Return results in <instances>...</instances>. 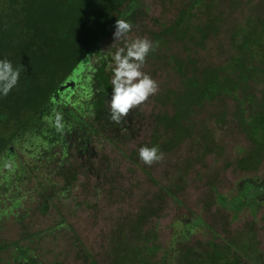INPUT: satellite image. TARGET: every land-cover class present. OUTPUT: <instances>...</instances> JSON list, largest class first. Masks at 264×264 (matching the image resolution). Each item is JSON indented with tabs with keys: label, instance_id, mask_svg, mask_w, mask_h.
<instances>
[{
	"label": "rangeland",
	"instance_id": "rangeland-1",
	"mask_svg": "<svg viewBox=\"0 0 264 264\" xmlns=\"http://www.w3.org/2000/svg\"><path fill=\"white\" fill-rule=\"evenodd\" d=\"M207 2L212 8H205L203 0H127L117 5L118 9L127 11L125 19L133 25L130 36H147L158 43L143 70L158 81L156 95L163 101L157 100L156 95L150 97L142 110H134L132 117H126L121 128L115 124L103 128L96 119V109L83 101V106H78L80 109L74 114L78 120L72 131H63L62 140L54 147H49L45 138L22 141L23 135L18 131L15 139L18 148L14 147L15 143L9 146L1 161L18 151L23 163L35 162L45 175L49 174L47 181L29 174L19 186L21 197L39 194L40 202H48L49 211L46 215L40 213L45 206L39 204L37 195L33 202L29 200L20 207L21 222L13 214H3L5 206H0V264L17 262L11 254L15 241L27 252L21 262L35 256L43 264H53L68 252L63 264H84L75 258L79 249L73 245L76 236L100 264H108V257L115 262L116 252L111 253L108 247L116 251L121 238L131 234L130 225L135 217L145 219L143 234L147 240L140 252L149 264H184L182 261L192 264L203 259L209 262L201 264H233L230 262L235 255L237 264H264V200L259 198H264V191L255 197L242 178L247 172L243 170L247 160L250 166L257 167L247 175H264V147L258 149L242 130L235 115L237 103L227 96L195 104L190 114L195 133L176 147L165 145L168 133L158 123V114L174 112L172 96L185 89V81L172 58L182 62L192 58L197 62L194 70L189 67L188 76L192 72L201 74L206 67L220 68L234 54L230 32L237 25L245 24L248 17L257 22L264 17V0ZM185 11L190 14L185 15ZM114 12V17L120 13ZM208 25L212 29L204 46L195 47L187 40L175 38L182 30L192 32L195 26ZM114 30L113 26L108 44L102 47L104 55L98 57L92 52L94 69L102 58L108 63V51L113 46L116 50L123 45L122 41H114ZM253 64L256 65V60ZM89 74L91 80L90 72H86L85 79ZM70 79L77 80V74ZM79 87L72 88V95ZM41 89L46 94L48 85ZM71 109L72 106L65 108L73 118ZM222 111H225V120L219 122ZM44 116V121H48L49 116ZM86 121L91 122L92 128ZM0 130L2 136L9 135V128ZM210 133V140L217 145L212 152L202 143L203 135ZM157 136L158 144L163 145L160 150L164 160L149 167L139 161L138 148L154 146ZM56 153L66 156L60 170H57L59 161L53 157ZM96 157L107 161L108 166ZM1 177L3 174L0 181ZM45 192L52 197L47 198ZM218 193L223 197L219 199ZM9 195L18 196L14 192ZM244 199L245 204L237 206ZM30 208L32 213H27ZM203 220L211 224V230L199 226ZM210 241L231 252V257L216 256L224 252L217 248L207 255L205 252L213 248ZM153 245L158 249L146 248Z\"/></svg>",
	"mask_w": 264,
	"mask_h": 264
},
{
	"label": "trees",
	"instance_id": "trees-1",
	"mask_svg": "<svg viewBox=\"0 0 264 264\" xmlns=\"http://www.w3.org/2000/svg\"><path fill=\"white\" fill-rule=\"evenodd\" d=\"M125 1L127 0H0V59H9L14 68L20 69L17 86L7 96L0 95V129L9 128L8 136L0 134V175L3 174L0 181V206L2 204L5 206L3 214L6 216L13 214L15 219L21 222L18 216L20 207L29 200L33 202V197L36 195L39 204L45 206L39 210L40 213L46 215L49 211L48 202H40L39 194L32 193L21 197L19 192L21 180L29 174L41 181L49 180V174L45 175L35 162L23 163L19 159L18 151L8 156L4 162L1 161V155L8 152L6 148L14 143V147L18 148L15 141L18 131L21 130L22 141L27 142V139L32 140L33 137L45 138L48 146L54 147L53 145L63 138V134L57 132L53 126L56 114L62 115L64 131L69 133L78 120L74 114L79 111L78 106H83V101L96 109L99 125L104 128L108 124L109 128L113 124L107 119L106 107V100L109 99L112 91L111 73L106 71L107 63L103 58L96 63L94 69L91 54L94 52L98 57L103 56L100 52L103 47L101 42L115 24L114 11L120 12V19L128 17L126 10L117 8V5H122ZM132 1L135 0H130ZM203 6L212 8L207 0H203ZM188 14L190 13L185 11V15ZM128 20L132 19L128 18ZM189 27L191 28L192 25ZM211 29L210 25L195 26L194 31L182 30L175 38L180 41L187 40L195 47L204 46ZM229 39L234 54L220 68L210 66L204 68L201 74L192 72L188 76L189 67H193L194 70L197 62L192 58L183 62L181 59L172 58L185 81V89L181 94L172 96L173 113L165 111L157 116L158 123L163 125L168 133L164 140L165 145L171 144L172 147H176L177 143L194 135L190 114L195 104L199 105L204 100L217 97L224 99L228 96L238 105L235 115L240 121L242 130L258 149L264 147V17H260L258 22L252 16L248 17L245 24L237 25L230 32ZM96 47H99V50H96ZM219 48L224 49L222 45ZM114 52L113 46L112 50L108 51V62ZM255 60L256 65L253 64ZM74 69L78 70L77 87H80L77 93L76 89L72 95V88L62 90L61 85L72 76ZM86 72L92 74L91 80H89L90 74L87 76L88 79H85ZM44 85H48L46 94L41 89ZM258 85L260 88H257ZM64 91L67 95L63 93ZM54 96L56 98L53 100ZM73 97L77 98L73 99ZM156 99L163 101L158 95ZM69 106H72L73 118L65 110ZM57 109H60V112H57ZM44 114L49 116L46 122ZM129 116L133 115L130 113ZM225 116V111H222L218 121H224ZM86 124L92 128L90 121H86ZM211 135L212 133L204 134L202 138V141L204 140L202 143H206L208 152L217 149V145H213V141L210 140ZM157 140L158 136L155 137L153 144L161 149L163 145L158 144ZM53 157L55 161H59L57 170L62 169L65 154L56 153ZM243 170L247 171L242 177L245 185H248L250 194L258 197L264 191V175L261 177L247 175L257 170L256 166L249 165L248 160ZM13 192L18 196L9 195ZM45 196L52 197L48 192H45ZM218 197L220 199L223 196L218 193ZM259 198L264 200L263 197ZM245 201V199L240 200L237 206H243ZM32 210V208L28 209L27 213H32ZM144 220L143 217L133 218L130 225L131 234L121 238L116 244V251L108 247L111 253L116 252L115 262L114 258L108 257V264H149V260L140 252L147 240L143 234ZM199 226L204 230L212 229L211 224L204 220ZM117 232L121 233L119 229ZM216 236L217 234L213 237ZM210 242L213 248L205 252L207 255L217 248L224 252L217 253L216 256L231 257V252L225 251L224 247L216 242ZM13 245L11 254L17 262L6 261L7 264H26V262L43 264V260L35 256L27 257L26 262H21L27 252L18 241ZM73 245L79 246L75 256L77 260H81L84 264H100L79 236H76ZM146 248L153 251L157 250L158 246ZM67 254L68 252L64 257ZM187 255L190 257L189 251ZM64 257L53 264H63ZM203 261L208 263L209 259ZM203 261L192 264H201ZM182 262L185 264L184 261ZM237 262L235 255L234 261L230 263L237 264Z\"/></svg>",
	"mask_w": 264,
	"mask_h": 264
},
{
	"label": "clouds",
	"instance_id": "clouds-1",
	"mask_svg": "<svg viewBox=\"0 0 264 264\" xmlns=\"http://www.w3.org/2000/svg\"><path fill=\"white\" fill-rule=\"evenodd\" d=\"M114 41H122L123 45L116 48L111 54V59L106 65V71L111 73V96L106 100L107 119L117 125H123L126 117L134 110H142L149 98L159 91V83L149 73L145 72L144 66L150 53L158 47L147 36H130L133 25L119 15L114 17ZM102 39L101 46L108 44V37ZM99 46V45H96ZM99 50V47H96ZM104 55V51L100 50ZM20 69L14 68L9 59H0V95L7 96L19 82ZM75 87H77L78 81ZM63 90V88H62ZM55 130L63 133L65 124L63 117L56 114L53 121ZM10 148L8 147L7 151ZM98 158V157H96ZM138 159L144 165L151 167L153 164L164 160V153L158 146L142 145L138 148ZM99 162L108 166V162L99 159Z\"/></svg>",
	"mask_w": 264,
	"mask_h": 264
},
{
	"label": "water",
	"instance_id": "water-1",
	"mask_svg": "<svg viewBox=\"0 0 264 264\" xmlns=\"http://www.w3.org/2000/svg\"><path fill=\"white\" fill-rule=\"evenodd\" d=\"M77 73H78V70L77 69H74L72 76H75ZM75 85H76V81L69 78V79L66 80V82H64L61 85V88H63V89L69 88V87L70 88H73V87H75Z\"/></svg>",
	"mask_w": 264,
	"mask_h": 264
},
{
	"label": "flooded vegetation",
	"instance_id": "flooded-vegetation-1",
	"mask_svg": "<svg viewBox=\"0 0 264 264\" xmlns=\"http://www.w3.org/2000/svg\"><path fill=\"white\" fill-rule=\"evenodd\" d=\"M63 93L67 95V93H66L65 91H64ZM70 94H71V93H70ZM52 105H53V104H52Z\"/></svg>",
	"mask_w": 264,
	"mask_h": 264
}]
</instances>
